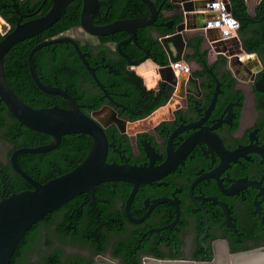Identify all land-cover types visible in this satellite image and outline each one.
<instances>
[{"label": "flooded vegetation", "instance_id": "obj_1", "mask_svg": "<svg viewBox=\"0 0 264 264\" xmlns=\"http://www.w3.org/2000/svg\"><path fill=\"white\" fill-rule=\"evenodd\" d=\"M15 1L18 12L14 0L0 1V10L13 18L6 20L5 33L52 5V0ZM161 1L153 0L155 6ZM71 6L76 18L62 19ZM135 6L129 0H97L83 22L82 0H71L49 27L13 45L14 50L29 47L28 56L43 41L69 38L33 52L38 78L66 89L81 111L102 126L107 161L154 170L132 195L133 183L104 181L37 220L21 241L25 260L18 264H264V90L256 88L264 70L260 57L255 52L261 69L250 70L256 62L248 59L233 70L222 54L208 53L202 32H187L180 58L163 79L159 68L169 62L159 39L173 33L172 20H179L172 8L162 5L154 23L136 29L135 39L124 30L93 34L82 24L150 15L149 10L137 15ZM67 22L75 24L59 30ZM238 28L239 23L237 33ZM138 32L151 38L148 46ZM9 49L2 57L3 75L23 102L33 108L70 106L63 96L37 86L27 57L26 67L14 68L13 78ZM154 112L157 116L149 120ZM138 121L140 128L129 132L128 124ZM63 136L49 151L18 153V165L40 182L63 174L74 159L61 150L74 147L79 154L81 141L91 138L90 147L93 142L86 133ZM52 139L21 124L0 97V199L18 187L32 188L13 168V152ZM75 141L80 143L73 146Z\"/></svg>", "mask_w": 264, "mask_h": 264}, {"label": "water", "instance_id": "obj_2", "mask_svg": "<svg viewBox=\"0 0 264 264\" xmlns=\"http://www.w3.org/2000/svg\"><path fill=\"white\" fill-rule=\"evenodd\" d=\"M13 1V0H12ZM71 0H52L50 9L42 16L17 26L10 32L7 30V22L0 15V97L7 105L13 116L25 126L37 131L49 133L53 139L45 145L37 147L21 148L13 152V168L26 180L32 188L13 192L0 199V264H8L13 252L25 232L40 218L56 209L84 190H93L96 185L104 181H129L133 183V192L141 182L149 181L154 170L150 166L131 165L127 162L117 163L107 161L108 140L102 126L90 115L83 113L66 89L43 84L37 76L32 61V54L41 46L52 42L68 40L67 37L43 41L35 45L28 53L27 61L31 75L37 86L44 92L58 94L66 98L70 106L62 108L52 106L48 108H33L23 102L9 87L5 81L2 70V57L15 43L30 37L39 31L49 27L64 11ZM149 9L148 17H136L115 20L111 23L93 26L90 23H82L93 34L105 35L118 30L131 33L136 38V29L154 23L162 5L174 10V15L179 17L174 31L171 34L160 37V43L168 56L169 64L159 68L161 77L164 79L165 70H173V64L180 58L187 32H202L204 40L209 45L208 53L222 54L227 59L228 65L235 70L236 65L247 63L248 59L255 60V66L250 70L261 69L262 66L255 52H249L242 44L237 33L238 21L231 12L229 0H162L159 6H155L153 0H140ZM219 1L222 2L221 9ZM17 10L18 3L14 0L12 6ZM245 7L247 4L245 1ZM97 0H82L81 20L85 22L86 16L92 10H96ZM18 12V10H17ZM249 12V11H248ZM249 18L260 21L264 13L258 18L249 12ZM233 29H228V23ZM264 39V29L261 31ZM74 42V41H73ZM74 45L86 67L92 72L78 45ZM176 51L179 56L173 57ZM256 88L264 90V70L256 81ZM157 113H153L149 120L154 119ZM147 119V120H148ZM142 121L128 124L129 132L133 133L140 128ZM70 133H86L92 136L93 142L86 157L71 170L40 182L18 165L16 155L23 152H46L54 149L61 141V137ZM189 264V263H181Z\"/></svg>", "mask_w": 264, "mask_h": 264}, {"label": "trees", "instance_id": "obj_3", "mask_svg": "<svg viewBox=\"0 0 264 264\" xmlns=\"http://www.w3.org/2000/svg\"><path fill=\"white\" fill-rule=\"evenodd\" d=\"M2 1V0H0ZM26 4H32V3H39L40 0L37 2V0H23ZM130 2H132V4H134L136 2V14L137 15H147L148 14V7L140 0H129ZM160 0H157V3ZM230 5H231V12L233 17L238 21L239 23V28H238V34L239 37L243 43V45L245 46V48L249 51H254L258 54V56L261 59V62L264 66V41L261 38V31L264 29V19L257 21V20H252L249 18V13L245 7V0H229ZM49 5V4H48ZM72 7V6H71ZM69 7L67 10V13L64 14V16H62V19L64 20H68L70 16H73L74 20L76 17L75 15H77V13H75L73 11V9L75 8V6H73L72 8ZM264 13V0H260V3L258 5V8L256 10V15L254 16L255 18H258L260 15H262ZM0 14L1 16L7 20V21H12L13 22V18H10L9 16H7L5 13H3L0 10ZM63 15V14H62ZM147 17V16H146ZM61 20V18H60ZM74 22V21H73ZM75 23H62V25L59 27V30L64 29L66 27H68L69 25H72ZM139 39L142 40V42H144V44L146 46L147 45V41H151V38L148 35H141L139 32ZM1 37V36H0ZM29 47H27L26 49H22L21 47L18 46V48H16L14 50L13 46L9 49V54L12 53L13 54V78L16 75V71L14 70L17 69V67L20 66V64H22L24 66V68L26 67V57H27V52H28ZM163 62V61H162ZM134 78H136L137 80H140L139 77L134 76ZM39 92V91H38ZM73 93V92H72ZM167 96L161 98V100L157 101L153 106L150 107V109H152L153 107L156 106V104H159L161 102H163L165 100ZM76 135L72 136V139H76L75 138ZM63 139L64 136H63ZM78 144L80 142H74V144ZM81 143H83V148L80 151V153L78 154L75 150V148L73 147V149L71 147L66 148L63 150H61V153H64V155H68L69 158H73L74 159V163L72 164L71 167L62 170V173L71 170L73 167H75L79 162H81L86 155L89 152V148H90V144H91V138L88 137L87 140L85 141H81ZM51 176H48L46 178H43L42 181H45L46 179H49ZM53 177V176H52ZM22 182H24V180L20 179ZM25 185V183H23ZM21 187L16 188V192L18 190H20ZM31 228V227H30ZM30 229H28L25 234L22 236L21 240L19 241V243L17 244L13 255L9 261L8 264H18V260L22 259L25 260L24 257V251L21 248V241L23 239H25L26 234L28 233Z\"/></svg>", "mask_w": 264, "mask_h": 264}, {"label": "crops", "instance_id": "obj_4", "mask_svg": "<svg viewBox=\"0 0 264 264\" xmlns=\"http://www.w3.org/2000/svg\"><path fill=\"white\" fill-rule=\"evenodd\" d=\"M245 1H246V4H247V10L249 12H253L255 10V7L258 5L260 0H245ZM228 29L229 30L233 29V26H231L229 23H228Z\"/></svg>", "mask_w": 264, "mask_h": 264}, {"label": "bare ground", "instance_id": "obj_5", "mask_svg": "<svg viewBox=\"0 0 264 264\" xmlns=\"http://www.w3.org/2000/svg\"><path fill=\"white\" fill-rule=\"evenodd\" d=\"M221 3H222V2H220V4H219L220 9H221V7H222V6H221ZM231 23H232V22H231ZM174 67H175V66H174Z\"/></svg>", "mask_w": 264, "mask_h": 264}]
</instances>
